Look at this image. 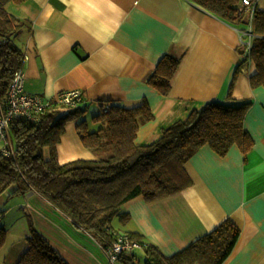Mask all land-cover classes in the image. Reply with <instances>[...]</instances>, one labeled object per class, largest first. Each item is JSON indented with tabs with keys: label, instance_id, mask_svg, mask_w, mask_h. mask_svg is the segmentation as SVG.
I'll list each match as a JSON object with an SVG mask.
<instances>
[{
	"label": "crops",
	"instance_id": "obj_1",
	"mask_svg": "<svg viewBox=\"0 0 264 264\" xmlns=\"http://www.w3.org/2000/svg\"><path fill=\"white\" fill-rule=\"evenodd\" d=\"M257 7L264 11V0ZM5 9L26 22L14 38L25 54V90L49 100L61 91H84L85 112L66 123L57 145L62 163L99 156L82 143L77 122L86 119L90 130L98 128L92 117L103 103L132 106L146 99L154 118L141 123L136 141L148 144L208 102H249L245 127L254 142L246 156L237 144L224 155L202 146L186 164L188 186L153 201L135 197L122 206L127 219L111 224L172 256L230 218L240 235L221 264H264V85L250 84L257 72L253 61L238 73L229 96L245 54L243 23L193 0H24L8 1ZM166 53L181 57V64L163 95L148 79ZM11 211L16 219L7 224ZM0 212L7 230L0 264H14L25 250L29 220L69 264H109L100 240L36 190L2 194ZM139 255L150 264L144 246L118 264H135Z\"/></svg>",
	"mask_w": 264,
	"mask_h": 264
},
{
	"label": "trees",
	"instance_id": "obj_2",
	"mask_svg": "<svg viewBox=\"0 0 264 264\" xmlns=\"http://www.w3.org/2000/svg\"><path fill=\"white\" fill-rule=\"evenodd\" d=\"M8 1L24 0H0V103L5 101L14 74L25 61V54L14 38L26 22L5 9ZM193 1L231 22L241 15L242 0ZM247 18L245 11L239 20V24L245 25L243 30L249 24ZM251 25V46L247 50L243 45L245 54L236 68L229 96L238 73L250 61L257 66V72L250 76L251 86L264 85V11L258 7ZM180 64L181 57L166 53L148 82L161 94H169ZM249 106V102L235 105L208 102L191 110L185 119L164 128L157 140L139 144L136 139L141 123L154 118L149 102L144 99L132 106L103 103L100 112L92 117L93 122L100 123L98 128L90 130L86 119L77 122L82 143L99 156L62 163L57 145L65 125L81 118L85 110L80 104L67 108L53 100L37 120L17 116L11 123L15 154L7 156L0 150V196L36 190L97 237L103 247H108L114 240L113 216L125 217L122 206L138 196L153 201L184 189L191 182L186 164L202 146L209 144L224 155L237 144L246 156L254 142L245 127ZM46 147L50 150L48 157ZM29 226L27 246L14 264H69L31 220ZM128 234L143 243L135 233ZM6 235V228L0 225V249ZM239 235L240 227L228 218L172 256L159 254L156 248L146 245L147 261L150 264H221L232 252Z\"/></svg>",
	"mask_w": 264,
	"mask_h": 264
},
{
	"label": "built area",
	"instance_id": "obj_3",
	"mask_svg": "<svg viewBox=\"0 0 264 264\" xmlns=\"http://www.w3.org/2000/svg\"><path fill=\"white\" fill-rule=\"evenodd\" d=\"M257 7V0H242L240 4V16L235 18V22L247 12L249 24L245 30H242L243 45L248 50L251 46L253 38L252 18L254 10ZM246 9V10H245ZM26 75L23 67L15 72L12 79L8 95L4 102L0 103V150L7 156L15 154V142L11 131V123L17 116H24L30 120H37L53 100L44 98L40 94H30L25 90ZM84 99V91L81 89H73L61 91L54 100L57 104L66 106L67 108H75ZM107 110L108 106L105 105ZM114 240L111 245L104 247L107 253L109 264H118L122 255L128 254L134 247L146 246L147 243L139 242L130 234L113 230Z\"/></svg>",
	"mask_w": 264,
	"mask_h": 264
},
{
	"label": "rangeland",
	"instance_id": "obj_4",
	"mask_svg": "<svg viewBox=\"0 0 264 264\" xmlns=\"http://www.w3.org/2000/svg\"><path fill=\"white\" fill-rule=\"evenodd\" d=\"M15 41V40H14ZM13 198H10L7 202H6V206L7 207H9V205L11 204V200H12ZM15 211H11V212H9V213H7L8 215H7V217H6V219H5V222H7V224H10L11 222H13L15 219H16V214H17V211H16V214L14 213ZM121 214H116V215H114L113 216V218H112V223H113V225L115 226H120L121 225V216H120ZM119 223V224H118ZM119 264H124V263H122V262H120ZM135 264H146V262H145V260H144V258H143V256H140L139 255V257L137 258V261H136V263Z\"/></svg>",
	"mask_w": 264,
	"mask_h": 264
}]
</instances>
